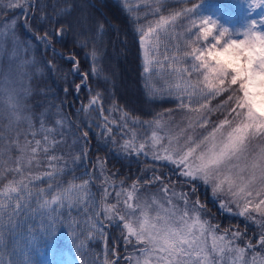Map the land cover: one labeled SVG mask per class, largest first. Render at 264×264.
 Returning a JSON list of instances; mask_svg holds the SVG:
<instances>
[{
  "label": "snow or ice",
  "instance_id": "1",
  "mask_svg": "<svg viewBox=\"0 0 264 264\" xmlns=\"http://www.w3.org/2000/svg\"><path fill=\"white\" fill-rule=\"evenodd\" d=\"M240 2L248 5V15L233 27L206 10L205 0H179V7L170 0H141L144 16L154 17L136 29L142 71L160 81L150 86L154 95L175 102L167 117L158 114L152 121L132 116L114 97L105 108L100 92L73 114L94 113L95 123H76L59 109L55 116L37 115L28 97L38 62L21 54L27 46L16 38V20L0 23L8 26L7 37L0 32V57L7 56L10 66L8 73L0 66V264H37L36 232L55 237L61 225L81 257L72 264H82L93 241L100 253L87 264H264V0ZM6 7L21 8L26 27L38 24L36 40L53 52L74 27L70 0L47 15L39 0L0 4ZM127 8L125 0L122 10ZM256 10L260 18H249ZM95 37L93 32V43ZM63 58L80 77L74 90L70 84L63 91L79 95L89 73L81 71L74 53ZM97 71L91 68L93 76ZM177 112L180 120L173 118ZM94 129H102L106 143H116L119 134L125 155L169 163L177 170L175 179L153 167L130 184H117L107 157L88 159ZM69 158L74 166L88 160V166L77 175ZM200 185L221 211L235 205V214L253 223L256 233L250 235L246 224L241 232L240 225L221 228L213 222Z\"/></svg>",
  "mask_w": 264,
  "mask_h": 264
},
{
  "label": "trees",
  "instance_id": "2",
  "mask_svg": "<svg viewBox=\"0 0 264 264\" xmlns=\"http://www.w3.org/2000/svg\"><path fill=\"white\" fill-rule=\"evenodd\" d=\"M39 2L45 6V15L51 13L57 4L61 6L65 4V0H39ZM70 2L75 5L71 17L74 27L55 42L54 52L46 49L42 43L36 40V33L33 29L39 25H33V29L26 27L21 8L12 10L13 15L10 21L16 20L15 32L17 37L26 44L27 49H30L28 51L30 59L38 62L30 82L33 91L28 97L29 108L37 115L43 111H50L54 116L59 109L60 114L66 115L69 120L76 121V123H79L80 120L95 123L96 114L94 113L89 115L81 112L79 117L73 114L78 108L88 103L92 94L100 92L104 96L103 106L105 108L109 106L110 98L114 97L118 106L132 116L139 117L141 121H152L157 118L158 114H164L167 117L166 110L174 108L175 102L171 99L161 98L158 94L154 95L150 86L159 85L160 81L142 71L144 61L142 60L136 29L141 25L146 28L148 20L154 19V17L144 16L142 10L145 6L141 0H127L128 8L125 10H122L125 0H70ZM196 2L199 3L200 0H196ZM170 3L173 7H179V0H170ZM21 4H23V0ZM205 5L206 10L218 15L221 22H230L231 26H236L239 22L244 21L248 15L240 0H205ZM25 11L28 10L25 9ZM32 14L29 12V22ZM36 14L39 15V13ZM225 14H230V17ZM137 16L140 17L139 20H136ZM249 18L255 17L251 15ZM98 24H104L103 32L97 30ZM81 32L87 33V36L81 35ZM93 32L96 33L94 43L91 40ZM85 43H87V47L83 46ZM93 51L96 52L95 60L92 55ZM56 53L61 55L57 56ZM71 53L77 56L81 71L89 73L88 87L82 89L79 95L71 90L68 93L63 91L70 84L74 90L75 83L80 81V77L70 73L69 61L63 58ZM49 62H52L54 68L49 65ZM93 66L98 69L95 76L91 74ZM218 99H223V97ZM217 102L214 100L212 104L215 105ZM114 115L119 117L120 113L117 112ZM218 117L219 113L213 115L211 119L215 121ZM173 118L180 120V113H174ZM101 131L102 129L93 130L88 159H95L97 156L100 158L107 157L108 169L118 173L117 184L120 180L130 184L137 175L150 174L153 167L159 173L169 174L175 179L176 169L169 163L153 161L150 156L141 155L137 158L135 154L125 155L124 150L120 147L123 144L120 135L116 134V143H106L108 138L100 136ZM142 133L143 130H138V135ZM67 139L70 143L72 139L71 129L68 130ZM68 164L69 169L75 168L77 173L81 170L85 171L88 160H85L84 166H74L71 158H69ZM201 187L202 185H200ZM200 188L201 200L205 201L211 209L207 215L212 218L213 222L219 223L221 228H235L240 225L241 232L245 231L244 225L246 224L250 235L256 233L255 225L245 221L235 212L221 211L218 204L212 200L209 191L205 187L203 190ZM43 242L41 232L37 231L36 251L34 252L37 264H40V255L45 249ZM94 244H98V242L93 241L92 245ZM123 250L124 248L121 247V253ZM120 264H124L123 260L120 261Z\"/></svg>",
  "mask_w": 264,
  "mask_h": 264
},
{
  "label": "rangeland",
  "instance_id": "3",
  "mask_svg": "<svg viewBox=\"0 0 264 264\" xmlns=\"http://www.w3.org/2000/svg\"><path fill=\"white\" fill-rule=\"evenodd\" d=\"M21 1L22 0H19L20 3H21ZM10 2H11V0H0V4H7ZM243 6L245 7L246 12L248 13V5L243 4ZM16 8L18 9L19 7H16ZM13 9L14 8H10V7L0 8V23H2L3 21H10V18L13 15L12 14ZM222 15H223V13H222ZM225 15H228V17H230V14H225ZM251 15L255 17L253 19H259L260 18L259 10L253 11L251 13ZM242 22L243 21L239 22L238 24H236V26H233V27H238ZM223 23L230 25V22H227V21H224ZM0 32L5 33V37H7L8 26L5 25L4 28H0ZM16 38L18 39L17 36H16ZM4 47H5L6 51H10V43L6 42ZM29 50L30 49H27V51L22 50L21 54L24 56H27V58L29 60H33V59H30V57H29V55H30L28 52ZM0 66H2L3 71L5 73L9 72L10 66H9V61H8L7 56L0 57ZM0 126H2V125H0ZM165 163H167V162H165ZM176 171L177 170H175V173H176ZM83 172L84 171L81 170V171L77 172V175H80ZM164 174L169 175L166 173H164ZM116 183H118V182L116 181ZM200 189L203 190L204 186L202 185V187ZM207 191H209V190L207 189ZM218 196L221 197V199L225 198L223 193L218 194ZM229 207H230V211L229 210H225V211L235 212V213L238 211L235 208V205H230ZM41 237H42V240L44 241L43 246H45V249H44L43 253L41 252L42 255H40V259H39L40 264H72V261L74 258L77 262L81 261V257H80L78 250H77L76 244L73 243L71 236L68 234L66 227H64L63 225H61L59 228H57L55 237H50L48 232L41 233ZM76 243L78 244L79 241H77ZM87 243H88L87 240H85V245ZM85 251L88 252V256L82 262V264H87V260L91 259V257L93 255H98L100 253V244L98 243V244L92 245L91 249H88L86 247ZM124 251L125 250H123V253H124ZM132 253H133V249L131 247H129L127 249L126 254L131 255ZM123 263L125 264L124 260H123Z\"/></svg>",
  "mask_w": 264,
  "mask_h": 264
}]
</instances>
